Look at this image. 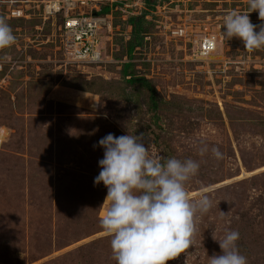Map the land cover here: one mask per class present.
<instances>
[{"label":"rangeland","instance_id":"374dc122","mask_svg":"<svg viewBox=\"0 0 264 264\" xmlns=\"http://www.w3.org/2000/svg\"><path fill=\"white\" fill-rule=\"evenodd\" d=\"M55 1L0 0L16 36L0 50V264H115L99 225L107 188L94 184L103 149L93 145L129 132L163 157L151 129L170 157L200 162L186 189L212 201L196 219L193 246L167 264H209L221 253L213 233L229 229L248 264H264V48L221 35L224 15L246 11L247 0H150L155 9L89 0L96 10L110 6L100 15L111 24L99 34L105 60L92 64L70 59ZM145 11L143 44L130 57L129 18ZM249 17L264 23L258 12ZM204 37L216 44L208 55ZM126 63L148 83L129 82ZM203 143L223 159L201 157Z\"/></svg>","mask_w":264,"mask_h":264},{"label":"clouds","instance_id":"9594fccd","mask_svg":"<svg viewBox=\"0 0 264 264\" xmlns=\"http://www.w3.org/2000/svg\"><path fill=\"white\" fill-rule=\"evenodd\" d=\"M254 11L264 21V0H247L246 11L227 12L222 19L223 38L240 39L246 50L264 48V23L251 22L249 13ZM15 40L13 29L0 17V50L13 46ZM93 147L103 149L94 184L107 188L108 207L99 225L111 238L115 264H167L192 247L196 219L212 207L208 195L192 200L186 189L200 162L150 155L143 136L129 132L109 133ZM198 152L201 157L210 152L216 160L223 159L218 147L206 143L200 144ZM213 239L221 253L210 257L209 264H248L239 250L238 231L226 230L220 239L213 233Z\"/></svg>","mask_w":264,"mask_h":264},{"label":"built area","instance_id":"2783aa9c","mask_svg":"<svg viewBox=\"0 0 264 264\" xmlns=\"http://www.w3.org/2000/svg\"><path fill=\"white\" fill-rule=\"evenodd\" d=\"M53 5L54 11L63 13L61 30L70 59L84 64L104 61L99 34L101 29L109 26L107 17L100 15L89 0H57ZM215 46L212 37L202 39L201 55L213 51Z\"/></svg>","mask_w":264,"mask_h":264},{"label":"trees","instance_id":"16d2710c","mask_svg":"<svg viewBox=\"0 0 264 264\" xmlns=\"http://www.w3.org/2000/svg\"><path fill=\"white\" fill-rule=\"evenodd\" d=\"M145 2H147L148 5H150V0H145ZM156 3H152L150 5V8L155 9ZM110 11V6L107 5L105 7H103L102 9H100L98 11V13H108ZM146 12L145 11L141 16H131L129 18V23L132 25V37L129 41V49H128V54L131 57L133 51L135 50V48L139 45L143 44V32H144V23L146 22L145 16H146ZM130 67V63H126L125 67H124V74L126 76H131L129 79V82H135L136 80H142L144 82L148 81L145 78H139L137 79L136 77L132 76L129 71L128 68ZM151 87H149L150 89ZM150 99H151V110L152 112L155 113V111L157 110V103H156V96H155V91H153V89L151 88V95H150ZM156 122L157 125L159 127H161V122L159 121V117H156ZM151 133L154 134V141L155 144L159 147H162V149L164 150V154L163 157L164 158H169L170 157V150L169 147L167 146V144H165L164 142L159 141V139L157 138L156 134V130L151 129Z\"/></svg>","mask_w":264,"mask_h":264},{"label":"bare ground","instance_id":"6f19581e","mask_svg":"<svg viewBox=\"0 0 264 264\" xmlns=\"http://www.w3.org/2000/svg\"><path fill=\"white\" fill-rule=\"evenodd\" d=\"M110 24V23H109ZM204 38H206V37H204ZM204 38H202V39H204ZM209 53H211V52H209ZM209 53H207L206 55H208Z\"/></svg>","mask_w":264,"mask_h":264}]
</instances>
